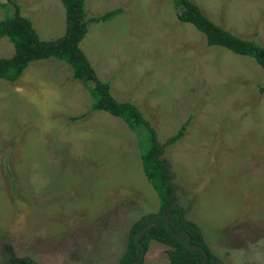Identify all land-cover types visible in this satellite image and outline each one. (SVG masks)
<instances>
[{"label": "rangeland", "instance_id": "1", "mask_svg": "<svg viewBox=\"0 0 264 264\" xmlns=\"http://www.w3.org/2000/svg\"><path fill=\"white\" fill-rule=\"evenodd\" d=\"M41 40L65 33L60 0H14ZM217 25L264 46V0H192ZM0 0V21L13 8ZM79 47L115 100L134 105L166 145L176 203L223 264H264V70L207 46L171 0H84ZM13 45L0 39V58ZM65 62H31L0 80V264H119L130 226L156 214L134 132L90 109L87 86ZM78 121L70 118L87 113ZM149 242L144 264H167Z\"/></svg>", "mask_w": 264, "mask_h": 264}, {"label": "trees", "instance_id": "2", "mask_svg": "<svg viewBox=\"0 0 264 264\" xmlns=\"http://www.w3.org/2000/svg\"><path fill=\"white\" fill-rule=\"evenodd\" d=\"M174 6L182 7L177 18L182 23L191 24L206 39L207 46H218L233 54L249 57L264 70V46L248 41L232 34L213 22L192 0H171ZM65 10V33L62 37L44 41L39 38L32 22L20 13L19 5L14 0H5L13 8L10 18L0 21V39L7 38L13 45V54L9 58H0V80L15 83L31 62L48 60L50 58L65 62L72 69L73 80H78L87 86L93 100V111H103L113 117L122 119L128 128L135 133L139 146L145 152L140 153L142 172L156 192L159 207L156 214L166 215L169 227L175 234L186 233L189 245L201 247L207 254L208 263L217 260L206 245L199 227L185 217L186 211L176 203L177 188L173 183L174 175L169 171L166 163L161 159L166 145L177 142L185 133L188 121L180 130L168 138L165 144L159 143L157 134L149 121L145 120L138 109L130 103H121L113 98L109 92V84L101 82L91 67L79 44L83 40L89 23H100L113 19L121 14V10L105 12L88 19L84 13V0H60ZM264 93V86L259 89ZM88 112L80 116L71 117V121H78L87 116ZM156 214L144 215L136 220L129 229L125 249L119 264H132L140 254L135 238L139 231L153 221ZM145 253L149 242L163 244L167 250V264H203L204 255L201 251H190L183 245V239L173 237L164 226L160 218L158 223L147 230L139 239ZM140 264H144L142 261Z\"/></svg>", "mask_w": 264, "mask_h": 264}, {"label": "water", "instance_id": "3", "mask_svg": "<svg viewBox=\"0 0 264 264\" xmlns=\"http://www.w3.org/2000/svg\"><path fill=\"white\" fill-rule=\"evenodd\" d=\"M162 218L164 220V226L165 228L169 231V233L177 238V239H183V245L190 251H201L204 255V262L203 264H207L208 263V257H207V254L206 252L201 248V247H198V246H192V245H189V236L186 234V233H181V234H175L173 232V230L169 227V219L166 215H161V214H156L154 215L153 217V221L151 224L145 226L143 229H141V231H139V233L137 234L136 238H135V244L139 247V250H140V254H139V257L138 259L133 262L132 264H140L143 259H144V256H145V250H144V247L143 245L140 243L139 239L140 237L149 229L153 228L157 223H158V220ZM214 264H223L220 260H216Z\"/></svg>", "mask_w": 264, "mask_h": 264}, {"label": "crops", "instance_id": "4", "mask_svg": "<svg viewBox=\"0 0 264 264\" xmlns=\"http://www.w3.org/2000/svg\"><path fill=\"white\" fill-rule=\"evenodd\" d=\"M86 56V55H85Z\"/></svg>", "mask_w": 264, "mask_h": 264}]
</instances>
